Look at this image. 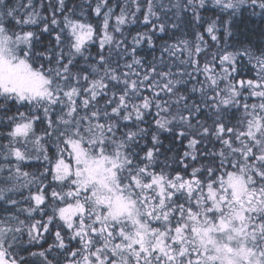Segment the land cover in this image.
<instances>
[{
  "label": "snow or ice",
  "instance_id": "6c2138e0",
  "mask_svg": "<svg viewBox=\"0 0 264 264\" xmlns=\"http://www.w3.org/2000/svg\"><path fill=\"white\" fill-rule=\"evenodd\" d=\"M0 264H264V0H0Z\"/></svg>",
  "mask_w": 264,
  "mask_h": 264
}]
</instances>
